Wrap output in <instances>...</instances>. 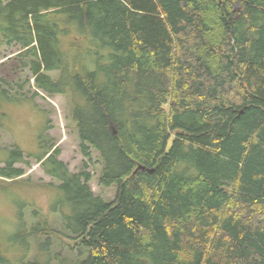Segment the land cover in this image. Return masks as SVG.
Segmentation results:
<instances>
[{"label":"trees","instance_id":"1","mask_svg":"<svg viewBox=\"0 0 264 264\" xmlns=\"http://www.w3.org/2000/svg\"><path fill=\"white\" fill-rule=\"evenodd\" d=\"M0 43L27 72L0 99L30 101L31 80L64 95L116 187L95 195L41 137L49 213L14 200L20 253L0 243V264H264V0H0ZM0 152V178L23 182V151Z\"/></svg>","mask_w":264,"mask_h":264},{"label":"rangeland","instance_id":"2","mask_svg":"<svg viewBox=\"0 0 264 264\" xmlns=\"http://www.w3.org/2000/svg\"><path fill=\"white\" fill-rule=\"evenodd\" d=\"M18 48L16 45L8 46L0 43V86L1 84L4 86L3 80L10 84L21 83L27 74L17 59ZM56 74V72H50L52 77H56ZM14 90L10 91L14 92ZM34 91H38L39 95H35L30 101L0 99V109L4 113L1 116L3 127L0 125V147L12 148L17 145L23 151L25 160L29 162V165L15 164V166L24 169V174L19 180L25 183L16 181L11 183L8 182L9 180L0 178V243L8 248V253L12 257H16L20 253L17 247L10 246V242L6 240L14 230L17 221L18 206L14 200L25 202L24 213H29V209L35 208L42 215L48 214L53 190L44 184L57 183L55 179L44 172L41 162L35 158L36 154L41 153L39 148L41 137H43V146L51 144L52 148L49 153L54 149L58 150L57 158L63 161L71 172H79L82 169L90 172L89 185L95 195L110 201L116 194L115 186L105 187L98 182L101 169L98 154L92 152L91 160L81 154L78 146V133L70 119L68 99L64 95H48L38 90L31 80V86H26L23 92H26L30 97ZM164 107L167 108L168 104ZM63 240L70 245L75 243L73 240ZM61 248L64 257L76 258V248L70 250L68 247H62L61 241L54 243L53 250Z\"/></svg>","mask_w":264,"mask_h":264},{"label":"water","instance_id":"3","mask_svg":"<svg viewBox=\"0 0 264 264\" xmlns=\"http://www.w3.org/2000/svg\"><path fill=\"white\" fill-rule=\"evenodd\" d=\"M245 86H246V84H245ZM247 91L250 92L248 88H247ZM138 170H148L150 172L153 171V169H146V167H144L143 165H138L136 167V169L134 170L133 174H135Z\"/></svg>","mask_w":264,"mask_h":264}]
</instances>
